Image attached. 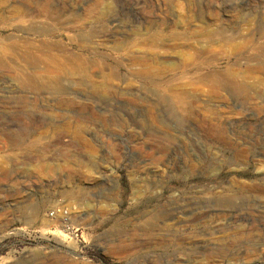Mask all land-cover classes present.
Wrapping results in <instances>:
<instances>
[{
    "label": "rangeland",
    "instance_id": "rangeland-1",
    "mask_svg": "<svg viewBox=\"0 0 264 264\" xmlns=\"http://www.w3.org/2000/svg\"><path fill=\"white\" fill-rule=\"evenodd\" d=\"M263 54L264 0H0V264H264Z\"/></svg>",
    "mask_w": 264,
    "mask_h": 264
},
{
    "label": "built area",
    "instance_id": "built-area-1",
    "mask_svg": "<svg viewBox=\"0 0 264 264\" xmlns=\"http://www.w3.org/2000/svg\"><path fill=\"white\" fill-rule=\"evenodd\" d=\"M51 217H58L63 225V231L67 235H70L71 237H78V228H74L71 222V215L68 209L64 206H57L54 207L53 210L49 213ZM80 233V237H81Z\"/></svg>",
    "mask_w": 264,
    "mask_h": 264
},
{
    "label": "bare ground",
    "instance_id": "bare-ground-1",
    "mask_svg": "<svg viewBox=\"0 0 264 264\" xmlns=\"http://www.w3.org/2000/svg\"><path fill=\"white\" fill-rule=\"evenodd\" d=\"M50 41V40H49ZM8 50V49H7ZM4 51V50H3ZM8 54V53H7ZM6 54V55H7ZM264 55V54H263ZM41 57V56H40ZM42 58V57H41ZM40 58V60H42ZM55 58V57H54ZM49 59V58H48ZM52 59V58H51ZM29 60V59H28ZM36 60H38V58L36 59H33V60H31V63H33L34 64V62H32V61H35V62H37ZM54 60V59H53ZM55 60H57V59H55ZM30 61V60H29ZM28 61V62H29ZM52 61V60H51ZM58 61V60H57ZM27 62V61H26ZM40 62V61H39ZM48 62H50V60H48ZM253 62H254V64L252 65L253 66V69H254V71L257 73V74H262L263 76H264V61H262V60H260V59H255V60H253ZM30 63V64H31ZM51 63V62H50ZM49 63V64H50ZM56 63H58V62H55L54 63V65H57ZM27 64V63H26ZM32 64V65H33ZM52 64V63H51ZM252 64V63H251ZM236 74V73H235ZM261 75V77L262 78H264L263 76ZM264 80V79H263ZM0 123H3L2 122V120H1V118H0ZM61 227V226H60ZM63 235V234H62ZM63 237H65L64 235H63Z\"/></svg>",
    "mask_w": 264,
    "mask_h": 264
}]
</instances>
